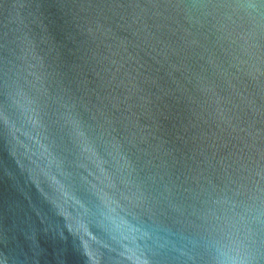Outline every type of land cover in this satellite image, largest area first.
<instances>
[{
	"label": "water",
	"instance_id": "water-1",
	"mask_svg": "<svg viewBox=\"0 0 264 264\" xmlns=\"http://www.w3.org/2000/svg\"><path fill=\"white\" fill-rule=\"evenodd\" d=\"M264 264V0H0V264Z\"/></svg>",
	"mask_w": 264,
	"mask_h": 264
},
{
	"label": "clouds",
	"instance_id": "clouds-1",
	"mask_svg": "<svg viewBox=\"0 0 264 264\" xmlns=\"http://www.w3.org/2000/svg\"><path fill=\"white\" fill-rule=\"evenodd\" d=\"M245 238L234 240L230 253H226L221 264H247Z\"/></svg>",
	"mask_w": 264,
	"mask_h": 264
}]
</instances>
